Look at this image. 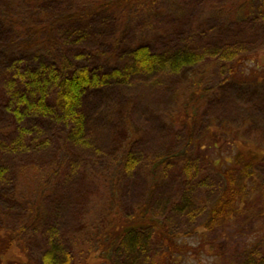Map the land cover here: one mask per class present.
I'll return each mask as SVG.
<instances>
[{"label":"trees","instance_id":"obj_1","mask_svg":"<svg viewBox=\"0 0 264 264\" xmlns=\"http://www.w3.org/2000/svg\"><path fill=\"white\" fill-rule=\"evenodd\" d=\"M176 2L0 0V65L5 73V79L0 78V123L3 121L0 150L4 147L2 142L10 144L13 153L9 156L16 160L13 169L0 166V182H9L0 192V199L10 204L19 201L22 206L20 214L13 216L16 217L14 226L9 225L10 214L0 210V264L11 257L19 258L15 264L53 262V252H45L41 260L31 255L38 240L35 235L42 231L40 227L35 229L45 212L43 199L52 188L50 180L43 179L40 172L48 169L43 167V162L32 158L31 149L52 142L56 151L52 162L65 166L73 160V147H90L87 133L92 125L91 113L102 102L106 89H110V98L117 99L121 106L118 114H124L121 123L117 121L113 146L100 158L103 164L97 168L96 159L88 160L91 167L81 174L84 180L85 174L97 182V174L103 173L101 176L108 183L107 200H100L95 209L82 208L76 213L80 221L75 232L78 231L81 241L66 253L64 264H72L76 253L89 264H139L137 259L127 257L119 262L117 254L121 248L126 252L138 251L149 243L151 251L145 264H183V256L188 252L183 246L190 248L185 233L171 230L168 215H153L149 203L139 204L128 213L120 201L118 187L121 175L140 165L147 167L153 180H158L167 163L174 159L188 179L194 180L198 164L208 162L221 181V192L208 206L202 229H222L245 212L257 211L263 216L256 236L249 237L243 249L259 264H264V176L256 171L259 163L264 164L263 126L253 122L234 128V124L227 121L224 132L230 136L226 144L230 143L233 151L229 161H222L224 146L219 143L223 131L217 125L210 128L205 140L212 143L213 157L201 155L207 145L193 140L192 152L187 147L143 156L133 152L139 135L125 118L129 102L120 91L122 84L133 77L164 71L183 72L187 76L185 91L179 94L182 102L177 101L180 103L177 108L181 110L178 112L171 107L172 111L166 116L167 122L174 125H179L181 118L194 123L198 109L216 95L222 82L247 85L251 75V81L259 79L256 73H245L246 58L235 44L217 50H198L195 46L180 47L179 42H191L195 34L202 33L209 22L206 19L214 18L218 23V27L212 29L218 32L219 39L242 30L245 18L251 14L264 27V0H216L219 6L214 5L210 10L213 17H206L207 11L202 12L205 16L200 15V19L193 15L191 28H185L182 20L175 19ZM164 13H170L171 20L168 19L167 24L162 17ZM65 26L74 28L80 35L95 34V41L85 43L83 40L88 38L84 36L68 42L61 35ZM197 26L201 32L196 31ZM260 59L255 71L264 68V55H260ZM123 60L128 63L123 65ZM217 65L225 66L227 73L220 80H211V67L214 72ZM23 150L27 151L26 157L19 159ZM14 153L18 155L15 160ZM26 166L34 169L25 172ZM201 175L199 172L198 177ZM82 186L85 192L93 193V186H87L85 181ZM20 222L26 225L21 227ZM191 233L197 236L193 230ZM202 239H205L204 234Z\"/></svg>","mask_w":264,"mask_h":264},{"label":"rangeland","instance_id":"obj_2","mask_svg":"<svg viewBox=\"0 0 264 264\" xmlns=\"http://www.w3.org/2000/svg\"><path fill=\"white\" fill-rule=\"evenodd\" d=\"M209 2L214 3L210 4ZM212 2L210 0H177L174 12L175 19L182 20V25L185 28H191L192 21L195 19L193 15L196 17L205 16L202 12L207 11L206 17H213L210 10L214 9L217 3H215L216 0H212ZM169 14L164 13L162 15L165 20L162 19V22L167 24L170 18L168 17ZM206 20L209 22H206L207 26L202 33L195 34L191 42H179V46L189 45L195 46L198 50L206 48L217 50L226 45L235 44L236 48L240 49L246 58L244 60L245 73H256L259 79L251 81L253 78L251 75L248 77L250 82L247 85L222 82L216 95L198 109L195 116L196 121L189 124L181 118L183 121L179 125L167 122L166 116H168L169 111H172L171 107L178 112L181 110L177 108L180 105L177 101L181 100L182 102V96L179 97V94L183 93L187 86V76L185 77L183 72L164 71L160 74L136 76L131 81L123 83L120 91L129 102L128 113H126L125 118L133 124L139 135L134 141L133 152L135 154L143 156L156 151L167 153L179 151L184 147L192 152L194 142H204L207 147L200 152L201 155L206 154L213 157L212 143H205V140L210 128L217 125L219 130L223 131L221 136L219 134L222 138L219 144L224 146L222 161L225 159L229 161L233 157V151L230 150V143L229 145L226 144L227 136H230L224 132L227 121L233 123L234 128L242 126L243 123L253 122H257L264 128V80L262 79L264 68L255 71L258 63L261 62L260 55H264V27L261 26L255 15L251 14L245 18L242 30L230 32L219 39L218 32L213 30L218 27V23L214 18ZM176 22H174V26H176ZM196 31L201 32L199 26L196 27ZM61 35L66 37L68 42H74L86 36L88 40H83V42L91 43L96 38L95 34L91 37H88L87 34L80 35L70 26L63 27ZM99 38L100 35L98 34L97 39ZM46 58L44 57V59ZM126 63L128 61L123 60V65ZM1 65L0 78L4 80V68ZM226 73L227 68L225 66H215L214 72L211 67V80L212 78H219L220 80ZM103 92L102 102L94 107L91 113L93 120L90 122L92 125L89 126L87 133L90 147H73V160L66 162L65 166L52 162L53 155L56 153L52 142L31 149L32 158L38 162H43V167L48 169L40 171L43 179H49L52 185L50 191L44 196L45 212L42 213L40 224L38 223L37 229H35L38 230L40 227L42 230L35 235L38 240L34 246V252L31 254L32 257L37 256L35 257L37 260H41V256L45 252H53L52 260H54L51 264H64L66 253L71 248L73 249V245L77 241H81L78 231L75 232L80 221L76 213L82 208L86 211L87 209H95L100 200H107L108 183L103 180L104 178L101 176L103 173L97 174V182L91 178V175L86 176L85 174L84 180L81 174L91 167L88 160L95 161L96 159L97 168L103 164L100 158L113 146L112 137L116 132L115 128H118L117 121L121 123L122 114H124H118L121 106L117 99L110 98V89ZM2 123L3 121L0 125ZM49 136L51 137L50 134ZM236 136L237 133H235ZM13 137L18 140L17 135ZM192 140L194 142L191 143ZM2 144L4 147L0 150V166L13 169L18 155H15L16 153L12 155L15 160L13 161L12 157L9 156L13 153V147L8 143L2 142ZM26 153L27 151L24 150L19 153V159L20 156L26 157ZM46 159H48L47 162ZM198 166V170L195 167L196 177L194 180L185 177L177 159L167 163L163 175L158 180H153L147 167L137 166L130 172L123 173L120 177L118 183L120 201L125 205L128 213H131V210L139 204L149 203L153 215H168L171 230L185 233L186 242L190 247L183 246L184 249H188V252L183 256V264H248L252 261V264H259L252 254H248L243 249L246 240L249 237L254 238L257 230L263 224V216L259 212L254 211L248 214L245 212L233 224L222 229H202L201 224L206 219L208 206L217 199L222 186L220 179L208 162H202ZM33 169V166H26L25 172H30ZM256 171L264 176V164L259 163L256 166ZM199 172L202 173L201 177H198ZM84 181L87 186H93L92 194L90 191H84V186H82ZM8 184L9 182L6 180L1 181L0 192L8 187ZM95 191L97 192L95 193ZM13 203L10 204L6 199H0V210L11 216L10 226L15 225L16 217L13 216L19 215L22 211L19 201ZM25 223L20 222L21 227H24ZM191 230L196 232L197 236L191 233ZM203 234L205 239H202ZM149 250L151 251V243L138 251L126 252L121 248L120 253L117 254L118 261L120 262L127 257L128 260L137 259L139 264H145V258L150 253ZM24 258L27 260L26 257ZM83 258L85 257H80V254L76 253L72 264H89ZM10 259L12 260L10 261ZM10 259L5 264H15L14 261L19 260L18 257H11ZM45 264L48 263L45 262Z\"/></svg>","mask_w":264,"mask_h":264}]
</instances>
